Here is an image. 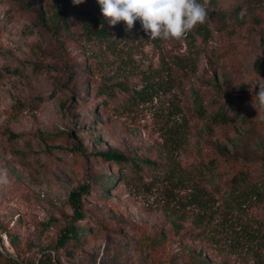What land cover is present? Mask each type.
I'll use <instances>...</instances> for the list:
<instances>
[{
  "label": "rangeland",
  "instance_id": "1",
  "mask_svg": "<svg viewBox=\"0 0 264 264\" xmlns=\"http://www.w3.org/2000/svg\"><path fill=\"white\" fill-rule=\"evenodd\" d=\"M200 2L205 23L151 40L140 21L126 32L104 17L110 35H86L97 0H0V262L264 264V206L225 195L240 171L264 184V109L210 118L264 84V0ZM254 6L262 23L239 28L234 11ZM109 150L131 162L97 156ZM72 224L79 240L56 249Z\"/></svg>",
  "mask_w": 264,
  "mask_h": 264
},
{
  "label": "trees",
  "instance_id": "2",
  "mask_svg": "<svg viewBox=\"0 0 264 264\" xmlns=\"http://www.w3.org/2000/svg\"><path fill=\"white\" fill-rule=\"evenodd\" d=\"M65 1L70 2L72 0ZM257 9V6H254L253 9H249L246 12L242 11L241 9L235 10L232 14V18H234V21L239 28L246 27L251 22L260 25L262 21L260 14L256 15ZM260 12H264V7H261ZM63 20V23H68L65 15H63ZM223 20L226 22V19ZM82 27L84 31H86V35H90V33L99 37H107L110 35V32L108 31V23L99 12H90L87 16H85L84 21L82 20ZM194 30L195 31L190 34L191 37L193 36L192 38H194L195 35L205 37L208 34V29H206L204 25L197 26ZM118 85V87L123 91H130L128 86L124 84ZM133 96L144 100L148 94L143 91H137L133 89ZM254 99V97L238 96L237 98L230 99L223 104H216V109L210 115L211 121L217 126H224L232 124L237 120H247L248 116H246V112L250 108V105ZM199 111L203 113L201 109H199ZM97 156L105 161L115 162L118 165L131 162L130 159L125 155L112 150L99 152L97 153ZM213 164H215V162ZM214 166L216 165H213L212 168H214ZM132 167L134 168L135 166ZM111 182V180H106L105 185L109 186ZM87 191L88 188L83 187L79 191L72 192L70 195V203L73 206L77 220H83L84 218L80 196L82 193H86ZM225 195L227 197V201L241 211H247L250 210L249 208L252 209L255 207L264 206V184L259 181H249L248 172L240 171L235 174L231 180L230 189ZM81 231L82 228L77 225L72 224L66 227L56 243V249H64L69 243L78 241ZM194 258H197V256H194ZM0 264L13 263L10 261L3 263L2 261Z\"/></svg>",
  "mask_w": 264,
  "mask_h": 264
},
{
  "label": "clouds",
  "instance_id": "3",
  "mask_svg": "<svg viewBox=\"0 0 264 264\" xmlns=\"http://www.w3.org/2000/svg\"><path fill=\"white\" fill-rule=\"evenodd\" d=\"M84 0H73L74 5ZM101 13L115 26L120 22L131 32L140 21L151 40H180L196 25L205 23L208 13L200 0H97ZM254 93L258 106L264 109V84ZM256 108V104H253ZM7 173L0 170V184H7Z\"/></svg>",
  "mask_w": 264,
  "mask_h": 264
}]
</instances>
